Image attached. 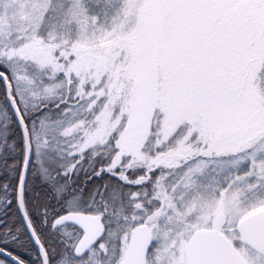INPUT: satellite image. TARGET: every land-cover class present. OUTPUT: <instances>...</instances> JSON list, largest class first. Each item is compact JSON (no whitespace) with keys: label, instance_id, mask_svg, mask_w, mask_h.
<instances>
[{"label":"snow or ice","instance_id":"obj_1","mask_svg":"<svg viewBox=\"0 0 264 264\" xmlns=\"http://www.w3.org/2000/svg\"><path fill=\"white\" fill-rule=\"evenodd\" d=\"M0 264H264V0H0Z\"/></svg>","mask_w":264,"mask_h":264},{"label":"trees","instance_id":"obj_2","mask_svg":"<svg viewBox=\"0 0 264 264\" xmlns=\"http://www.w3.org/2000/svg\"><path fill=\"white\" fill-rule=\"evenodd\" d=\"M85 167H87V164H85ZM94 183H102V181L97 180V181H94Z\"/></svg>","mask_w":264,"mask_h":264}]
</instances>
